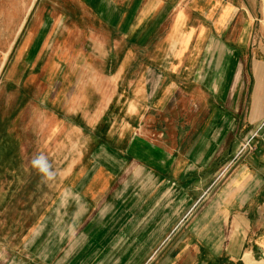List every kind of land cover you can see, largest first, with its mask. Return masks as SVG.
Segmentation results:
<instances>
[{"label":"crops","instance_id":"crops-1","mask_svg":"<svg viewBox=\"0 0 264 264\" xmlns=\"http://www.w3.org/2000/svg\"><path fill=\"white\" fill-rule=\"evenodd\" d=\"M76 1L67 18L90 50L63 40L62 15L35 14L19 53L55 76L54 103L28 140L19 106L0 116V264H262L264 139L238 149L264 118V62L224 41L236 9ZM147 66L163 75L149 102Z\"/></svg>","mask_w":264,"mask_h":264},{"label":"rangeland","instance_id":"rangeland-1","mask_svg":"<svg viewBox=\"0 0 264 264\" xmlns=\"http://www.w3.org/2000/svg\"><path fill=\"white\" fill-rule=\"evenodd\" d=\"M222 1L224 5L229 4L232 9H236L237 16L228 26V33L231 32L230 30L238 33V38L234 37V35L230 37V34H228V38L224 37V41L228 40L229 43H235L238 39L240 40L239 52L241 60H243V54L246 56V51H248L251 56L252 53L254 54L255 61L264 62V0ZM82 13L84 11L78 6L76 0H0V116L6 115L9 111H16L19 108L18 115L21 116V120L18 126L22 136L27 138V140L28 128L34 125V122L39 118L38 110L48 109L50 104L54 103V100L50 99V95L53 93L51 81L55 76L52 73L51 75L48 74V71L43 69L32 68L31 63L29 66L23 62V55L19 51L25 41L28 40L26 28L28 25L31 27L38 26L34 17L35 14L48 16L49 18L55 15H62L63 40L66 43L71 42V44L80 46L82 43V48L90 50L93 42L88 39H80L79 35L71 30V26H73L72 19L67 18L72 16V14ZM12 22L15 25L18 22L21 23L19 26L16 25L15 31L14 28H11L14 25ZM13 32L14 34L16 33L15 38L8 36ZM51 40H53V37ZM85 59V56L80 54L77 62L81 63ZM59 72L61 74L63 71L59 70ZM68 72L72 73L71 75L77 76L78 74L79 77L87 78V71L83 70V68L79 70L73 69ZM162 76V73L152 66H147L144 69L145 95L148 102L153 100L159 92ZM111 89H113V86ZM23 98H25L24 103H22ZM44 102H48L47 107L44 106ZM120 105L122 107L123 103ZM17 106L19 107L17 108ZM121 110L124 111V106ZM117 115L118 112L116 113ZM263 120L264 118L255 124L254 129L248 131L241 139L239 145L253 134L255 136L250 139V144L254 140L264 139V129L260 128ZM112 121H114L113 118ZM30 129L33 131V128L30 127ZM34 131H37V127L34 128ZM247 150L249 149L239 154L240 157ZM248 264H251V262Z\"/></svg>","mask_w":264,"mask_h":264},{"label":"clouds","instance_id":"clouds-1","mask_svg":"<svg viewBox=\"0 0 264 264\" xmlns=\"http://www.w3.org/2000/svg\"><path fill=\"white\" fill-rule=\"evenodd\" d=\"M32 165L41 173L42 181L48 182L55 179L56 173L52 170L51 163L43 154L37 155L32 160Z\"/></svg>","mask_w":264,"mask_h":264},{"label":"built area","instance_id":"built-area-1","mask_svg":"<svg viewBox=\"0 0 264 264\" xmlns=\"http://www.w3.org/2000/svg\"><path fill=\"white\" fill-rule=\"evenodd\" d=\"M260 125H261L260 128L264 129V120L261 122ZM254 136L255 135L253 134L250 138H246V140H244V142L241 145H239V149H238L239 154H241L244 150L251 148L250 139L253 138Z\"/></svg>","mask_w":264,"mask_h":264}]
</instances>
